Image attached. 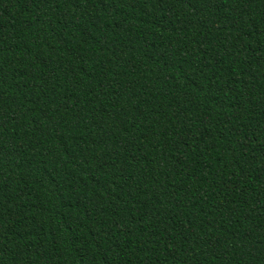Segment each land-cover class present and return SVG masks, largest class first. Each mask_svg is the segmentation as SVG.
Masks as SVG:
<instances>
[{
    "label": "trees",
    "instance_id": "obj_1",
    "mask_svg": "<svg viewBox=\"0 0 264 264\" xmlns=\"http://www.w3.org/2000/svg\"><path fill=\"white\" fill-rule=\"evenodd\" d=\"M0 264H264V0H0Z\"/></svg>",
    "mask_w": 264,
    "mask_h": 264
}]
</instances>
